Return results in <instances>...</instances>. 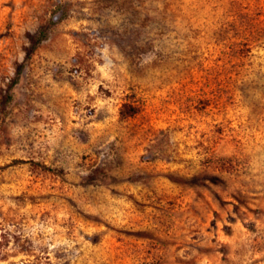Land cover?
Masks as SVG:
<instances>
[{
	"label": "rangeland",
	"instance_id": "1",
	"mask_svg": "<svg viewBox=\"0 0 264 264\" xmlns=\"http://www.w3.org/2000/svg\"><path fill=\"white\" fill-rule=\"evenodd\" d=\"M0 264H264V0H0Z\"/></svg>",
	"mask_w": 264,
	"mask_h": 264
}]
</instances>
